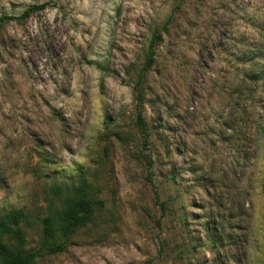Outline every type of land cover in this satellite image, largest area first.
<instances>
[{"label": "rangeland", "instance_id": "obj_1", "mask_svg": "<svg viewBox=\"0 0 264 264\" xmlns=\"http://www.w3.org/2000/svg\"><path fill=\"white\" fill-rule=\"evenodd\" d=\"M1 16L0 215L22 208L37 250L76 187L98 201L32 264H264V0H0Z\"/></svg>", "mask_w": 264, "mask_h": 264}, {"label": "trees", "instance_id": "obj_2", "mask_svg": "<svg viewBox=\"0 0 264 264\" xmlns=\"http://www.w3.org/2000/svg\"><path fill=\"white\" fill-rule=\"evenodd\" d=\"M45 5V2L31 4L23 10L20 17H27L44 8ZM6 18L9 17L1 16L0 24ZM152 62L153 51L149 46L144 68H148ZM89 63L100 69L105 67L104 64L93 60ZM137 124L146 137L144 121L139 112L137 113ZM262 133L264 136V128ZM52 189L57 194L61 193L59 185L53 186ZM75 190H77L75 194L66 197L62 207L54 208L50 214L40 219L43 249L27 250L25 248V232L21 223L26 220L27 214L22 208H10L0 215V264H32L40 255L65 250L67 242L65 237L89 220L94 209L93 205L98 203L88 195L84 187L79 186ZM60 236L64 238L59 239Z\"/></svg>", "mask_w": 264, "mask_h": 264}]
</instances>
